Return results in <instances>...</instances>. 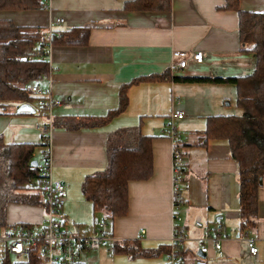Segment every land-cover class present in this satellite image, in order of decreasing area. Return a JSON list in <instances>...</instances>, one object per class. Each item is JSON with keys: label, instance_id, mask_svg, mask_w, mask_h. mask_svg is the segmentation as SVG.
<instances>
[{"label": "crops", "instance_id": "0c3cea01", "mask_svg": "<svg viewBox=\"0 0 264 264\" xmlns=\"http://www.w3.org/2000/svg\"><path fill=\"white\" fill-rule=\"evenodd\" d=\"M131 1L47 0L39 11H0V21L19 27L45 31L54 19L62 18L63 23L54 26L61 33L89 32L83 45L54 42L46 57L48 72L38 82L43 92L62 102L53 110L50 152L52 178L62 182L67 192L63 218L79 224L90 220L77 233L91 234L96 215L93 218L90 201L83 195L84 180L105 173L111 148L130 145L138 135L148 136L152 138L151 177L128 183L127 212L113 219L107 230L117 243L159 251L152 257L116 254L111 264H169L174 229L186 237L178 248L184 264H264V179L257 190L254 224L241 229L238 166L226 142L209 139L203 144L206 119L226 116L224 104L236 100L235 86L172 80L252 73L255 57L240 44L237 12L222 9L225 0H171L169 12L127 10L125 4ZM239 9L262 13L264 0H239ZM176 51H199L203 60L196 63L187 55L186 67L178 69ZM163 74L167 75L163 80L135 81ZM124 85L126 110L109 118L108 112L118 107V93ZM174 110H181L184 118L172 120ZM35 113L0 115L3 142L30 143L46 150L41 134L35 131L42 112L37 107ZM170 126L181 140L184 156L183 202L178 211L172 206ZM43 213V205L9 203L5 226L39 227ZM197 222L221 228V254L211 243L203 259L197 256L203 234ZM247 240L254 241L255 256L249 254ZM109 253L105 249L88 252L80 263L91 264L95 259V264L102 258L107 264Z\"/></svg>", "mask_w": 264, "mask_h": 264}, {"label": "trees", "instance_id": "16d2710c", "mask_svg": "<svg viewBox=\"0 0 264 264\" xmlns=\"http://www.w3.org/2000/svg\"><path fill=\"white\" fill-rule=\"evenodd\" d=\"M47 0H0V11H39ZM171 0H133L125 8L138 12H169ZM224 10H233L238 15V34L241 46L255 57L252 73L245 77L230 78H178L180 82L229 83L236 89V105L242 115H219L206 119L203 144L207 140H221L227 143L231 158L239 170V213L241 229L254 224L257 214V190L259 180L264 179V12H244L239 9V0H225ZM87 29H74L61 33L52 39L66 45H83L88 37ZM44 31L41 28L16 26L11 21H0V115L16 114L22 104L35 102L31 88L48 72L47 61L35 52L40 48ZM151 77V79H150ZM163 75H153L135 81L163 80ZM127 86L120 88L118 107L108 112L111 118L126 110ZM9 108L14 110L9 111ZM151 137L138 135L134 142L121 148H111L109 164L104 174L87 177L82 192L90 201L93 218L97 213L107 216L109 221L123 217L127 212V185L130 181H143L151 177L152 155ZM181 140L179 138V144ZM30 143L5 144L0 136V159L4 164L6 177L11 182L12 194L0 193V227L5 226V211L9 203L30 206L43 205L40 191V165H33V150ZM43 146L46 147L45 144ZM34 183L35 186H32ZM21 190L29 194L15 195ZM8 193V192H7ZM20 193V192H19ZM97 218H94L95 221ZM31 228L28 224H14ZM157 250H139L135 243L114 242L113 254L131 257H152ZM180 254V253H179ZM5 256L0 264H38L34 255L27 260L11 262ZM84 264V263H79Z\"/></svg>", "mask_w": 264, "mask_h": 264}, {"label": "built area", "instance_id": "2783aa9c", "mask_svg": "<svg viewBox=\"0 0 264 264\" xmlns=\"http://www.w3.org/2000/svg\"><path fill=\"white\" fill-rule=\"evenodd\" d=\"M62 23V18L53 20V23L44 31L43 40L35 55H41L46 60L52 46V39L61 35V32L54 29V26H59ZM187 55H190L196 63H201L203 60L202 52L187 54L184 51H176L173 56L179 58L178 69L186 67L185 58ZM31 92L36 97L37 106L42 112V122L36 126V129L41 134L42 143L46 145V150L42 152L39 179L40 191L44 200V213L39 227H0V261L5 256L13 257L16 260H27L31 255H34L38 264H79L88 252H97L101 249L112 252L115 238L107 230L109 221L107 216L103 215L101 220L94 221L93 231L89 235L71 233L66 228L61 210L65 205L67 192L62 182L52 178L50 152L54 128L53 110L62 106V102L54 99L49 93L43 92L38 83L31 88ZM183 118L184 113L181 110H174L171 114L172 120ZM169 138L172 144V206L177 211L183 202L180 187L183 181L184 156L180 148L179 137L173 126H170ZM174 218L179 220L177 214H174ZM195 225L203 231L199 239V251L206 254L208 245L212 243L214 250L221 254V241L218 237L221 228L211 229L200 222ZM185 239L186 237L181 231L174 229L169 244L171 248L169 264H184L178 257V248L182 246ZM262 239L264 240V233ZM247 243L249 254L255 256L257 248L254 246V241L247 240Z\"/></svg>", "mask_w": 264, "mask_h": 264}, {"label": "rangeland", "instance_id": "374dc122", "mask_svg": "<svg viewBox=\"0 0 264 264\" xmlns=\"http://www.w3.org/2000/svg\"><path fill=\"white\" fill-rule=\"evenodd\" d=\"M224 105L226 106L225 107L226 108L225 110H226V113H227L226 115H237V116L242 115V110L237 107L236 100L234 98L230 102L229 101L225 102ZM32 107L34 109L38 107L36 100H35V102L32 103ZM8 110L12 111V110H14V108H9ZM36 113L34 115H35L36 118H38ZM26 129H29V127L26 128ZM31 129H33V127ZM35 131L40 134V132L36 129V127H35ZM6 141H9V139L6 140ZM33 151H34L33 152V160L36 161V162L42 163V151H43V149L41 147H39V146H35ZM5 174L6 173L4 171V164L2 163V160L0 159V193L1 194H6L7 196H9L8 194H12L10 192V190H11V182L6 177ZM32 184H33L32 186H35L34 183H32ZM31 192L32 191L21 190V191L14 192V193H15V195L17 194L18 196H20V194L25 195V194H29ZM100 215H101V213H97L96 214V218L99 219V220H101V218H102ZM64 220H65V218H64ZM91 220H92V218H91ZM90 222L91 221L89 220L88 224L87 223L79 224L78 222L75 223L71 218H68V220L67 219L65 220V225H66V228L68 229L69 232L77 233L78 231H80V232L82 231V228H81V227H83L82 225H89ZM72 223L75 224V225H73ZM110 224H111V221H108L109 228H110ZM108 256H109L110 260H109V262L107 264H111V258H112L111 256L115 257L116 254L109 253ZM94 260H92L91 264H93ZM10 261L13 262V261H15V259L13 257H11ZM95 264H104V262H103L102 258H100L98 261H95Z\"/></svg>", "mask_w": 264, "mask_h": 264}, {"label": "water", "instance_id": "95a60500", "mask_svg": "<svg viewBox=\"0 0 264 264\" xmlns=\"http://www.w3.org/2000/svg\"><path fill=\"white\" fill-rule=\"evenodd\" d=\"M16 113H27V114H34L35 113V109L29 105V104H22L20 105L17 110H16ZM33 165L36 166L37 163L34 161L33 162ZM259 183L261 184V179L259 180ZM197 256L200 258V259H203L204 258V254L201 253L200 251H198V254ZM198 264H203V263H198Z\"/></svg>", "mask_w": 264, "mask_h": 264}, {"label": "bare ground", "instance_id": "6f19581e", "mask_svg": "<svg viewBox=\"0 0 264 264\" xmlns=\"http://www.w3.org/2000/svg\"><path fill=\"white\" fill-rule=\"evenodd\" d=\"M178 257L180 258V256L178 255ZM181 259V258H180Z\"/></svg>", "mask_w": 264, "mask_h": 264}]
</instances>
